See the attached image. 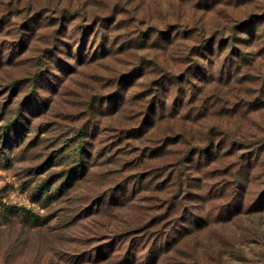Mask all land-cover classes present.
Wrapping results in <instances>:
<instances>
[{
  "label": "rangeland",
  "instance_id": "rangeland-1",
  "mask_svg": "<svg viewBox=\"0 0 264 264\" xmlns=\"http://www.w3.org/2000/svg\"><path fill=\"white\" fill-rule=\"evenodd\" d=\"M0 264H264V0H0Z\"/></svg>",
  "mask_w": 264,
  "mask_h": 264
}]
</instances>
